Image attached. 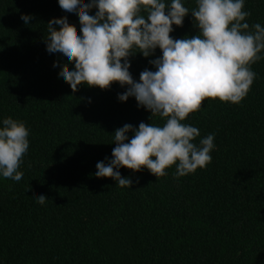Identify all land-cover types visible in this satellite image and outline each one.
Instances as JSON below:
<instances>
[{
	"label": "trees",
	"instance_id": "16d2710c",
	"mask_svg": "<svg viewBox=\"0 0 264 264\" xmlns=\"http://www.w3.org/2000/svg\"><path fill=\"white\" fill-rule=\"evenodd\" d=\"M243 10L249 30L264 26V0H244ZM65 15L57 0H0V119L23 121L29 133L21 180L0 177V264H264V56L238 104L205 98L183 121L198 128L195 143L214 133L204 168L174 177L172 165L156 177L121 166L132 183L120 187L94 175L111 158L112 132L164 119L132 96L119 101L126 85L72 92L58 79L73 65L46 50V22ZM67 22L79 35L77 19ZM172 27L173 38L198 31L191 13ZM159 55L130 54L132 78L155 70L148 61Z\"/></svg>",
	"mask_w": 264,
	"mask_h": 264
},
{
	"label": "clouds",
	"instance_id": "9594fccd",
	"mask_svg": "<svg viewBox=\"0 0 264 264\" xmlns=\"http://www.w3.org/2000/svg\"><path fill=\"white\" fill-rule=\"evenodd\" d=\"M57 3L66 15L46 22V50L73 65L71 70L61 69L58 79L72 92L81 84L101 89L111 82L126 85L117 93L119 101L132 96L137 107L164 119L162 124L140 122L133 127L125 123L114 129L111 158L97 161L94 175L111 177L118 186L129 187L132 181L121 176V166L133 171L144 167L156 177L167 175L165 169L172 165L174 177L204 168L211 161L214 133L195 143L198 128L183 121L205 98L238 104L256 76L250 65L264 56V26L254 23L249 30L245 17L250 13L243 10L244 0H195L191 11L184 0ZM93 7L96 11L90 15ZM188 13L198 29L196 34L170 36L172 26H180ZM68 16L77 19L79 35L67 22ZM21 20L27 24L29 15L22 14ZM157 48L160 55L148 61L155 70L145 68L134 80L129 55L139 52L148 57ZM129 130L131 138L126 135ZM28 135L23 121L11 116L0 119V177L21 180L19 166L28 150ZM34 197L41 205L47 199L44 194Z\"/></svg>",
	"mask_w": 264,
	"mask_h": 264
}]
</instances>
